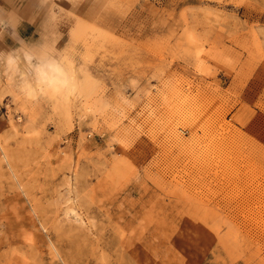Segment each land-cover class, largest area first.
Instances as JSON below:
<instances>
[{"label": "rangeland", "instance_id": "374dc122", "mask_svg": "<svg viewBox=\"0 0 264 264\" xmlns=\"http://www.w3.org/2000/svg\"><path fill=\"white\" fill-rule=\"evenodd\" d=\"M0 264H264V0H0Z\"/></svg>", "mask_w": 264, "mask_h": 264}, {"label": "crops", "instance_id": "0c3cea01", "mask_svg": "<svg viewBox=\"0 0 264 264\" xmlns=\"http://www.w3.org/2000/svg\"><path fill=\"white\" fill-rule=\"evenodd\" d=\"M9 11L8 16L11 19L9 30L14 39L21 43V45L25 44L30 50H36V48L40 47L39 45L44 46L41 47L42 49L40 48V51L37 50L39 52L50 47V45L44 43L45 41L41 37V35L44 36L45 31L43 30V22L37 25L39 15L38 18H36V15L28 12V14L24 16L23 11L19 7L12 8Z\"/></svg>", "mask_w": 264, "mask_h": 264}]
</instances>
